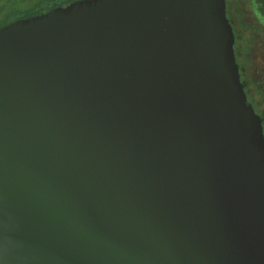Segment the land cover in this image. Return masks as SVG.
I'll return each mask as SVG.
<instances>
[{
  "label": "water",
  "instance_id": "obj_1",
  "mask_svg": "<svg viewBox=\"0 0 264 264\" xmlns=\"http://www.w3.org/2000/svg\"><path fill=\"white\" fill-rule=\"evenodd\" d=\"M233 6L65 0L0 27V264H264Z\"/></svg>",
  "mask_w": 264,
  "mask_h": 264
},
{
  "label": "flooded vegetation",
  "instance_id": "obj_2",
  "mask_svg": "<svg viewBox=\"0 0 264 264\" xmlns=\"http://www.w3.org/2000/svg\"><path fill=\"white\" fill-rule=\"evenodd\" d=\"M44 1L47 3L44 4ZM65 0H0V27L43 7ZM233 24L243 23L246 75L264 100V0H234Z\"/></svg>",
  "mask_w": 264,
  "mask_h": 264
},
{
  "label": "rangeland",
  "instance_id": "obj_3",
  "mask_svg": "<svg viewBox=\"0 0 264 264\" xmlns=\"http://www.w3.org/2000/svg\"><path fill=\"white\" fill-rule=\"evenodd\" d=\"M45 3H47V1H44V4H45ZM227 3H228V0H227ZM43 8H45V7H43ZM227 11H228V4H227ZM228 17H229V14H228ZM234 34L236 35V38H237V29H234ZM235 51H236V61H237V64L239 65V67H240V59L238 58L236 45H235ZM241 62H242V61H241ZM248 98H249V100L252 102L255 111H256L257 113H259L258 105L255 104V101L251 98V96H249Z\"/></svg>",
  "mask_w": 264,
  "mask_h": 264
}]
</instances>
